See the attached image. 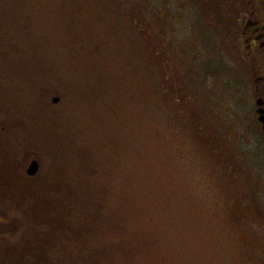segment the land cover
<instances>
[{"label": "rangeland", "instance_id": "374dc122", "mask_svg": "<svg viewBox=\"0 0 264 264\" xmlns=\"http://www.w3.org/2000/svg\"><path fill=\"white\" fill-rule=\"evenodd\" d=\"M154 1L179 41L211 57L198 20L235 64L218 2ZM149 3L0 0V264H264V146L246 157L254 181L203 146L197 93L222 102L231 79L195 77L188 107L167 47L151 55Z\"/></svg>", "mask_w": 264, "mask_h": 264}, {"label": "flooded vegetation", "instance_id": "af4514ba", "mask_svg": "<svg viewBox=\"0 0 264 264\" xmlns=\"http://www.w3.org/2000/svg\"><path fill=\"white\" fill-rule=\"evenodd\" d=\"M213 1L226 13L233 66L240 78L231 80L223 110L197 112L195 129L207 134L211 147L216 143L246 162L257 142L264 146V0Z\"/></svg>", "mask_w": 264, "mask_h": 264}, {"label": "trees", "instance_id": "16d2710c", "mask_svg": "<svg viewBox=\"0 0 264 264\" xmlns=\"http://www.w3.org/2000/svg\"><path fill=\"white\" fill-rule=\"evenodd\" d=\"M146 2L149 0H145ZM152 3H149L152 7H150L151 16L150 19L147 21L151 22V25L158 30H154L157 36H147L150 38V44L152 47L151 55L153 57H158L161 53V56L164 55V48L167 47L169 50L172 61L174 64L175 69L181 70L183 74L181 75L183 79L181 81L178 80V75L176 72H174V75L168 79V85L175 89L177 88V84L180 86V88L187 93V98L184 99V103L186 105H191V102L193 100V96L196 91L195 84V77L199 80L202 79H208V78H223L229 77V79L234 80L236 79L235 75L237 74L236 70H234L233 64H229L227 61H225L222 57V55L217 53V44L213 43L210 39L209 33L206 31V29L203 28L202 24L196 20V23L198 27L201 30L202 37L207 38L210 40V49H212V53H210L209 57V51L207 53H203L199 50V47L197 46V40L196 37L191 35L185 39H182L179 41V38L176 34V31L174 29V18L173 14L170 12H167V8L165 5H155L156 2L154 0H150ZM166 9V10H165ZM146 21V19L144 18ZM143 19L139 18L138 24L140 25L143 23ZM144 23L141 25L143 26ZM150 28V26H148ZM168 29V31L166 30ZM146 30V29H145ZM144 30V31H145ZM159 31V33H158ZM162 32H165V34H168L169 37H166L162 35ZM201 37V39H202ZM200 39V38H199ZM162 50V51H161ZM157 62L159 63V60L155 58ZM179 73V72H178ZM213 84L209 83H203L204 87H212ZM217 85L214 84V88H216ZM212 91V90H211ZM210 90L206 88H202L198 91L197 96L200 95V103L204 104L207 108L203 110V114L215 112L219 105L224 104V99L222 102H218L217 95L214 93V91L211 92ZM196 96V95H195ZM195 100V97H194ZM232 100V98H231ZM222 107V106H221ZM223 110V109H222ZM190 113V112H189ZM194 116H196V113H194ZM216 124V123H215ZM210 132V131H209ZM213 132V133H212ZM216 130H211V134L214 136ZM206 139L203 138L202 143L203 146L207 149V146H209L208 142V136L206 134ZM215 137L216 134H215ZM207 140V141H206ZM213 152H224V150L221 148V146H217L216 143L214 144ZM241 165L243 166L244 170L246 171L247 163L245 161H240ZM246 174L249 175V178L254 181L255 175L249 171H246ZM262 186V187H261ZM264 188V183L260 179L257 181V188L254 189V195L259 193V190H262ZM257 206L260 207V202L256 203ZM156 240V238H155ZM155 240L150 236V233L146 236V238L143 241V247L148 248L152 243L155 242ZM246 245H253V243H250L247 241ZM248 250L249 247L247 246ZM135 250V249H134ZM206 262L210 261L208 260V251L205 252ZM260 263V262H259ZM257 263V264H259ZM256 264V263H255Z\"/></svg>", "mask_w": 264, "mask_h": 264}, {"label": "water", "instance_id": "95a60500", "mask_svg": "<svg viewBox=\"0 0 264 264\" xmlns=\"http://www.w3.org/2000/svg\"><path fill=\"white\" fill-rule=\"evenodd\" d=\"M52 101L53 102L58 101V97H54ZM38 168H39L38 162L35 159H32L26 168V174L32 176L37 172Z\"/></svg>", "mask_w": 264, "mask_h": 264}]
</instances>
